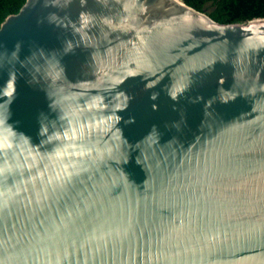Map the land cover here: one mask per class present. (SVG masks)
<instances>
[{
  "label": "water",
  "instance_id": "95a60500",
  "mask_svg": "<svg viewBox=\"0 0 264 264\" xmlns=\"http://www.w3.org/2000/svg\"><path fill=\"white\" fill-rule=\"evenodd\" d=\"M0 264H264V18L183 0L8 16Z\"/></svg>",
  "mask_w": 264,
  "mask_h": 264
},
{
  "label": "trees",
  "instance_id": "16d2710c",
  "mask_svg": "<svg viewBox=\"0 0 264 264\" xmlns=\"http://www.w3.org/2000/svg\"><path fill=\"white\" fill-rule=\"evenodd\" d=\"M188 6L205 12L208 3L213 5L209 15L221 24L246 23L264 18V0H183ZM26 0H0V27L6 18L17 14ZM206 13V12H205Z\"/></svg>",
  "mask_w": 264,
  "mask_h": 264
},
{
  "label": "rangeland",
  "instance_id": "374dc122",
  "mask_svg": "<svg viewBox=\"0 0 264 264\" xmlns=\"http://www.w3.org/2000/svg\"><path fill=\"white\" fill-rule=\"evenodd\" d=\"M204 9L206 14H210L213 11V5L211 3H208Z\"/></svg>",
  "mask_w": 264,
  "mask_h": 264
}]
</instances>
